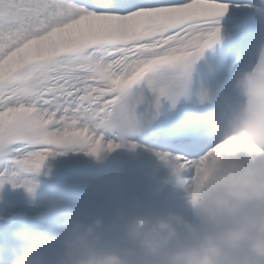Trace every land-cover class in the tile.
<instances>
[{"label": "snow or ice", "instance_id": "1", "mask_svg": "<svg viewBox=\"0 0 264 264\" xmlns=\"http://www.w3.org/2000/svg\"><path fill=\"white\" fill-rule=\"evenodd\" d=\"M226 0H0V185L34 188L53 149L99 155L189 92ZM264 70V56L256 65ZM151 93L149 95L148 93ZM145 106V112L139 108ZM223 142L207 146L198 161ZM194 167V163H193Z\"/></svg>", "mask_w": 264, "mask_h": 264}, {"label": "clouds", "instance_id": "2", "mask_svg": "<svg viewBox=\"0 0 264 264\" xmlns=\"http://www.w3.org/2000/svg\"><path fill=\"white\" fill-rule=\"evenodd\" d=\"M232 87L237 99L212 118L205 144L223 147L194 167L160 156L154 192L167 190L165 206L137 201L88 219L69 211L54 255L24 240L7 264H264V70L243 72Z\"/></svg>", "mask_w": 264, "mask_h": 264}]
</instances>
